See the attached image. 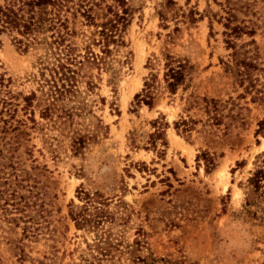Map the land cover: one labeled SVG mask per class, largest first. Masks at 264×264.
<instances>
[{"label": "rangeland", "instance_id": "rangeland-1", "mask_svg": "<svg viewBox=\"0 0 264 264\" xmlns=\"http://www.w3.org/2000/svg\"><path fill=\"white\" fill-rule=\"evenodd\" d=\"M124 1L129 22L109 52L98 32L112 10L121 12L117 0L86 3L93 25L79 14L69 15L73 34L64 45L73 44L77 60L88 51L94 61L84 65L80 95L66 102V108L80 109L69 110L73 115L53 127L41 117L36 100L31 106L24 101L32 93L40 95L42 74L49 76L65 63L53 32L40 34L27 51L11 36L1 37L0 264H82L97 254L96 233L119 244L110 252L117 264H130L125 246L135 241L143 246H133L138 254L153 253L156 264H264V189L246 205L247 181L264 166V128L255 133L264 120V103L253 104L248 95L241 100L242 89L226 84L223 63L234 51L219 23L229 1L238 21L255 29L253 38L236 41V49L253 39L257 50L246 46L240 52L259 54L263 68L264 0H173L166 21L157 14L164 0ZM191 12L194 23L187 18ZM166 52L195 65L185 93L171 96L164 89ZM151 76L158 83L149 110L137 106L134 96ZM254 78L264 95V73L255 72ZM191 93L233 103L225 113L232 109L231 115L242 120L233 121L226 135L199 123L186 141L173 122L185 117ZM191 114L204 119L199 112ZM161 116L170 125L168 145L164 149L157 143L154 149L148 137L154 132L151 123ZM73 131L90 136L78 156L70 149ZM203 152L217 159L209 174L204 161H197ZM94 207L105 215L98 228H78L72 214L93 213Z\"/></svg>", "mask_w": 264, "mask_h": 264}, {"label": "trees", "instance_id": "trees-1", "mask_svg": "<svg viewBox=\"0 0 264 264\" xmlns=\"http://www.w3.org/2000/svg\"><path fill=\"white\" fill-rule=\"evenodd\" d=\"M89 0H0V44L1 37L11 36L12 41L18 46L19 49L27 51L28 48L37 41V37L40 34L47 32H53V42L61 47L60 52L65 56V63H60L55 69H51L49 76L41 75L42 82L39 85L40 95L37 97L35 94H31L24 98L27 106L36 100L37 106H41V117L51 126H56L58 120L65 117H70L73 113L69 110H79L74 106L70 109L66 108V102H75L78 95H80L79 84L82 79L86 78L83 72L85 63L94 61L93 57H89L91 54L87 51L86 56L81 57L82 61L77 60L75 55V48L73 44L64 45L67 41L66 36L69 34L68 22L69 15L72 19H75L77 14L86 20L91 21L90 15L91 8H87L86 3ZM118 7L121 12L112 10V18L107 22L101 24L99 27V35L102 38L101 42L105 47L104 50L109 52V44L117 42L116 37L120 38L122 29L128 25L129 22V8L124 0H117ZM175 2L173 0H164L161 3V10L157 12L162 21H166L167 13L172 11ZM225 13L224 17H220L219 23H222L224 27L223 36L225 37V43L234 52L230 56V60L224 65L223 77L228 80L226 84H230L233 90L237 91L242 89V94H239L237 98L246 99L247 95L250 96V102L255 104L264 103V95L261 89H258L259 79L254 78L256 73H264V67L262 63H259V54H248L249 51L240 52V49L246 46H254V50H257L255 46L256 42L252 39L249 42L238 47L237 42L241 40L243 36L253 38L255 35V29L244 25L243 21H238L236 15V9L230 5L229 1H226V5L223 8ZM190 15V16H189ZM187 16L191 23H194L196 19L193 17L194 13L191 12ZM175 17L176 13H172ZM202 17V16H201ZM186 18V17H185ZM93 21V20H92ZM91 21L92 25L93 22ZM97 27V25H94ZM175 31H178L176 28ZM54 33L56 36H54ZM169 39H173L171 35H168ZM164 61V74L163 83L164 89L174 96L180 90L185 93L191 88L195 74V65L186 58H180L173 54L166 52L163 54ZM230 81V82H229ZM4 82L3 76L0 75V85ZM157 77L151 76L144 82V88L140 94L134 96L136 105L141 104L148 107L149 110L153 108V102L155 99ZM88 91H91L94 85L91 81L86 82ZM231 100V98H230ZM3 103L6 104L4 101ZM229 101H221L217 98L208 97L206 95L199 96L195 93H191L187 99V103L183 108L185 117L180 116V119L173 122V129L176 134L186 141L191 137V133L195 131V127L202 123L203 126L210 128H216L217 130H223V134H227L233 121L242 120L239 115H231L232 109L228 110L226 114V106ZM199 112L204 119H195L191 113ZM228 119L229 122H224ZM203 120V121H202ZM264 120L258 123V130L256 134L260 133L264 128ZM101 124L102 122L99 121ZM62 124V123H61ZM243 125V122H241ZM154 132L149 135V146L156 148L157 143L164 149L167 148L166 130L170 128L169 123L165 120L164 116H161L160 120H155L151 123ZM221 126H224L221 129ZM90 140V136L87 134H81L78 131H73L70 136V149L74 156H78L85 149L87 141ZM134 143V142H133ZM164 153V150H162ZM200 158L204 161V171L206 174L211 173L217 163L215 155H210L208 152L201 153L197 157V161ZM264 181V166L259 167L252 177L248 179V186L250 191L247 192L246 205L254 203L259 195H257L260 189H264L262 182ZM86 195V194H85ZM251 196V197H249ZM87 202L90 204L93 202L89 195H86ZM92 205V204H91ZM73 221L78 228H98L100 222L104 220L105 215L101 210L94 207L93 213L84 211L72 214ZM95 249L97 254H92L91 258L85 259L82 264H117L116 261L110 255L112 250L117 251L119 244H114L109 240V237H103V235H97L95 240ZM143 248L140 241H135L133 245L125 246V253L128 255L130 264H156L159 262L153 253H149L147 256H140L138 254L140 249ZM162 261V260H161Z\"/></svg>", "mask_w": 264, "mask_h": 264}]
</instances>
